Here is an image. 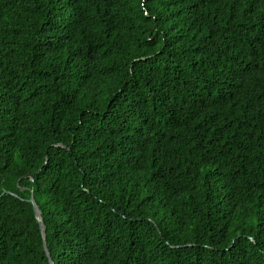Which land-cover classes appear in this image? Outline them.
Masks as SVG:
<instances>
[{
  "label": "trees",
  "instance_id": "1",
  "mask_svg": "<svg viewBox=\"0 0 264 264\" xmlns=\"http://www.w3.org/2000/svg\"><path fill=\"white\" fill-rule=\"evenodd\" d=\"M264 264V0H0V264Z\"/></svg>",
  "mask_w": 264,
  "mask_h": 264
},
{
  "label": "water",
  "instance_id": "2",
  "mask_svg": "<svg viewBox=\"0 0 264 264\" xmlns=\"http://www.w3.org/2000/svg\"><path fill=\"white\" fill-rule=\"evenodd\" d=\"M31 202L33 204V207H34V211H35V215L37 217V220L39 222V226H40V231H41V235L43 237V247L46 251V254L48 255L49 257V261H50V264H55L54 261L50 258V254H49V250H48V247H47V243H46V240H45V234H46V227H45V223L43 221V217H42V211L39 207V204L38 202L35 200V198L33 197V195L31 196Z\"/></svg>",
  "mask_w": 264,
  "mask_h": 264
}]
</instances>
